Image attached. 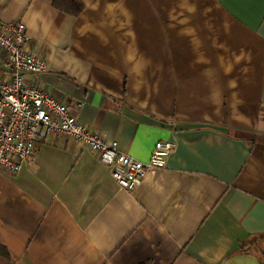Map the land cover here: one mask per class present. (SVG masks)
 <instances>
[{
    "label": "crops",
    "instance_id": "obj_1",
    "mask_svg": "<svg viewBox=\"0 0 264 264\" xmlns=\"http://www.w3.org/2000/svg\"><path fill=\"white\" fill-rule=\"evenodd\" d=\"M82 2L0 0V19L88 128L140 161L175 148L126 190L70 138L39 142L0 172V264H264V0Z\"/></svg>",
    "mask_w": 264,
    "mask_h": 264
},
{
    "label": "built area",
    "instance_id": "obj_2",
    "mask_svg": "<svg viewBox=\"0 0 264 264\" xmlns=\"http://www.w3.org/2000/svg\"><path fill=\"white\" fill-rule=\"evenodd\" d=\"M45 71V57L31 45L25 25L0 19V172L15 174L51 136L70 138L94 152L126 190L139 186L148 169L165 166L173 141H156L146 161L120 151L116 140L88 128L66 100L42 87L37 75Z\"/></svg>",
    "mask_w": 264,
    "mask_h": 264
},
{
    "label": "trees",
    "instance_id": "obj_3",
    "mask_svg": "<svg viewBox=\"0 0 264 264\" xmlns=\"http://www.w3.org/2000/svg\"><path fill=\"white\" fill-rule=\"evenodd\" d=\"M52 5L71 16H77L84 7L82 0H52Z\"/></svg>",
    "mask_w": 264,
    "mask_h": 264
}]
</instances>
